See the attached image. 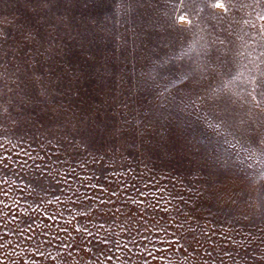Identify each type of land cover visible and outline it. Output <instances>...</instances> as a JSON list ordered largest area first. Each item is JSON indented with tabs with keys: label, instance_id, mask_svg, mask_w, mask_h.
Returning <instances> with one entry per match:
<instances>
[{
	"label": "rangeland",
	"instance_id": "1",
	"mask_svg": "<svg viewBox=\"0 0 264 264\" xmlns=\"http://www.w3.org/2000/svg\"><path fill=\"white\" fill-rule=\"evenodd\" d=\"M0 243L264 264V0H0Z\"/></svg>",
	"mask_w": 264,
	"mask_h": 264
},
{
	"label": "snow or ice",
	"instance_id": "2",
	"mask_svg": "<svg viewBox=\"0 0 264 264\" xmlns=\"http://www.w3.org/2000/svg\"><path fill=\"white\" fill-rule=\"evenodd\" d=\"M13 219H15V217H13ZM4 235L6 236L7 233H4ZM2 243H0V247H2ZM0 264H6V262L3 259H0Z\"/></svg>",
	"mask_w": 264,
	"mask_h": 264
}]
</instances>
